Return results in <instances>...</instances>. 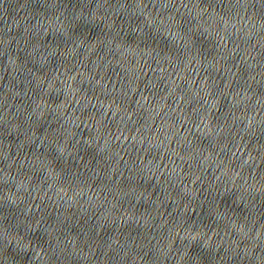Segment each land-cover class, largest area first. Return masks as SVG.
<instances>
[{"label": "water", "instance_id": "water-1", "mask_svg": "<svg viewBox=\"0 0 264 264\" xmlns=\"http://www.w3.org/2000/svg\"><path fill=\"white\" fill-rule=\"evenodd\" d=\"M0 73L81 264H264V0H0Z\"/></svg>", "mask_w": 264, "mask_h": 264}]
</instances>
